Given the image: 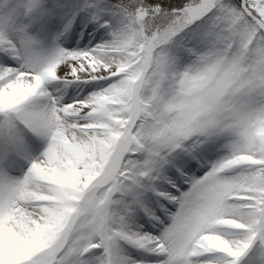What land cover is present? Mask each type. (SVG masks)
Wrapping results in <instances>:
<instances>
[{
    "label": "snow or ice",
    "instance_id": "6c2138e0",
    "mask_svg": "<svg viewBox=\"0 0 264 264\" xmlns=\"http://www.w3.org/2000/svg\"><path fill=\"white\" fill-rule=\"evenodd\" d=\"M0 264H264V0H0Z\"/></svg>",
    "mask_w": 264,
    "mask_h": 264
}]
</instances>
